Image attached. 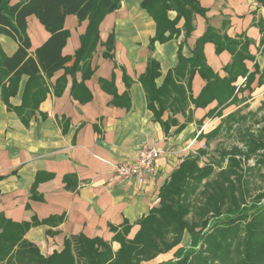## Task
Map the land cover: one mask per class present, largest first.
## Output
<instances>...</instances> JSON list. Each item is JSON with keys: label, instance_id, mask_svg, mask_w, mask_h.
<instances>
[{"label": "crops", "instance_id": "obj_1", "mask_svg": "<svg viewBox=\"0 0 264 264\" xmlns=\"http://www.w3.org/2000/svg\"><path fill=\"white\" fill-rule=\"evenodd\" d=\"M141 1L120 0L119 8L104 16L90 58L93 72L73 91L72 80L81 81L80 70L73 76L63 68L49 77L41 73V80H28L27 75H21L9 83L11 75L3 77L0 66V215L6 219V232L0 228V235H5L7 240L6 245L0 246V254L8 250L9 242L14 239L17 241L11 252L16 251L20 247V235L45 257L60 252L65 237L79 234L90 239L101 238L116 252L120 244L115 237L123 234L126 227V238L134 237L139 229L138 221L158 205L161 185L187 154L195 153L200 146L199 135L216 119L215 112L219 109L215 110L216 100L204 108H195L189 101L185 109L181 106L174 115L165 110L161 119L172 117L177 124L171 126L169 133L163 132L147 105L148 86L145 89L139 77L145 72L148 60L154 59L159 65L155 85L161 86L166 73L178 63L184 20L181 18L176 24L180 29L178 36L155 42L150 49L156 26L141 8ZM198 1L207 12L205 17L194 16V29L183 46L184 56L190 55L207 25L219 29L223 20L229 23L225 30L228 36L245 35L253 41L249 46L253 59L245 60V65L249 73L255 66L258 70L248 86L244 76L237 78L234 83L237 103L222 109L224 117L242 105L247 106L250 100L247 94L256 97L264 88V41L260 43L259 28L264 20V5L256 0ZM168 16L173 19L176 12L169 11ZM86 26L87 20L79 21L73 14L65 17L64 28L69 36L61 53L71 57L65 64L68 68ZM26 34L32 56L50 37L33 15L26 19ZM110 34L114 37L112 57H104ZM17 47L15 40L0 34L1 55L11 56ZM203 54L215 73L226 76L223 67L231 61L227 51L216 54L214 45L206 42ZM63 77V89L55 94L57 80ZM175 81L185 85L184 78ZM204 85L205 81L195 74L190 84L191 96L197 97ZM87 93L89 99L85 98ZM181 124L182 130L174 133ZM144 144H156L163 151L157 173L140 178L118 176L115 165L132 162ZM65 175L71 176L68 185L74 190L65 188ZM189 244L190 236L185 231L178 247ZM177 248L140 264L173 260ZM6 258L0 264H5Z\"/></svg>", "mask_w": 264, "mask_h": 264}, {"label": "trees", "instance_id": "obj_2", "mask_svg": "<svg viewBox=\"0 0 264 264\" xmlns=\"http://www.w3.org/2000/svg\"><path fill=\"white\" fill-rule=\"evenodd\" d=\"M10 1L0 0V34L11 37L18 47L11 56L0 54L2 76L10 74L9 83H14L21 75H27L28 80H41V73L49 77L63 68L73 76L80 70L81 81L76 82L73 78L72 91L93 72L90 58L99 40L100 22L106 14L120 6V0ZM256 1L264 5V0ZM140 6L156 26L155 35L149 43L150 49L155 42H164L178 36L180 29L176 24L179 19L184 20V39L179 44L176 67L168 71L161 86L156 87L159 65L156 60L149 59L145 72L139 77L144 88L148 86L147 105L163 132L169 133L171 126L177 124L172 117L161 119L165 110L169 109L174 115L181 106L185 109L189 101L195 108H204L216 100L215 110L219 109L215 116H221L222 109L236 101L237 87L234 83L237 78L244 76L248 86L258 70L255 66L249 73L245 65V60L253 59L249 53V46L253 41L245 35L228 36L225 30L229 23L223 20L219 29L207 25L204 33L196 39L190 55L186 57L182 50L186 38L194 29V16L198 14L205 17L207 8L202 7L198 0H142ZM169 11L176 12L173 19L168 16ZM69 14L75 15L79 21L87 20V26L80 35V46L68 68L65 64L71 57L62 55L61 50L69 36V31L64 28L65 17ZM30 15L35 16L50 34L35 49L34 56L28 51L30 43L26 34V19ZM259 28L262 43L264 20L259 23ZM206 42L214 45L216 54L222 51L230 54L231 61L223 67L226 76L220 77L206 64L203 54ZM113 45L114 37L110 34L105 42L104 57H112L110 53ZM195 74L205 81V85L198 96L193 98L190 84ZM175 78L179 81L184 78L185 85L177 83ZM64 81V77L57 80L55 94L62 91ZM43 90H46L45 86ZM85 96L90 98L89 93ZM261 110L264 109L260 107L240 116L237 113L239 117L231 125L226 121L234 119L236 113L224 116L222 119L227 124V129L236 134L242 147L235 144L230 149H219L220 161L226 160V164L215 174L211 166L200 165L204 149L199 148L195 153L187 154L159 188L158 205L138 221L139 229L134 237L126 238L127 227L123 234L115 237L120 244L116 252H112L110 243L101 238L90 239L79 234L65 237L62 250L45 257L36 247L22 240L20 235V247L11 252L13 243L17 240L10 241V251L0 254V262L6 256L5 264H14V261L17 264H140L177 248L186 231L191 239L190 247H178L174 252L175 260L158 264H264V192L251 198L248 187L250 181L246 177V174L256 169L258 176L264 179V114L258 117ZM212 112L209 113L210 116L213 115ZM252 117H255L254 122L245 128L246 122ZM183 127V124L178 125L173 132L178 133ZM217 129L218 126L211 133L215 134ZM204 136L205 133H202L201 137ZM250 158L255 159L254 165L244 166ZM70 177H63L65 188L74 190L68 185ZM4 222L6 219L0 215V228L6 232ZM25 226H29L28 223ZM6 241L5 235H0L1 247L6 245Z\"/></svg>", "mask_w": 264, "mask_h": 264}, {"label": "rangeland", "instance_id": "obj_3", "mask_svg": "<svg viewBox=\"0 0 264 264\" xmlns=\"http://www.w3.org/2000/svg\"><path fill=\"white\" fill-rule=\"evenodd\" d=\"M261 77H260V81H261ZM249 95L250 94H247V98L250 99L249 104L247 106L242 105L238 109L232 112L236 114L234 119L230 121H226L229 125L233 124L241 114H245L248 111H255L260 107L264 109V107L262 106L264 105V88L261 92H259L258 95H256V97H252ZM236 103L237 100L232 104H236ZM237 113H239L238 114L239 116L237 115ZM262 114H264V110H261L258 117H260V115ZM222 118L223 116L217 115L213 123L208 128H205L207 129L205 130L206 136L201 137V135H199V140H200L199 148L205 150L204 154H202L200 158V165L207 164L211 166L214 170V174L218 172L221 168H223L226 164V160L220 161L219 149L221 148L230 149L235 144L242 147V143L238 141V137L236 136V134L232 130L227 129V124L223 122ZM254 119L255 117L254 118L252 117L250 120L248 119L244 127L245 128L249 127L254 122ZM217 126H218L217 132L215 134L211 133V131L214 130ZM254 161H255L254 158H250L248 162L244 164V166H248V165L253 166ZM257 173L259 172H256V169H254L252 173L246 174V177L249 179L248 181H250V185L248 187L251 198L260 192H264V179L260 178ZM214 221L215 220L213 219L212 222ZM190 244H191V239H190ZM190 244L185 248L183 247V249H188L190 247Z\"/></svg>", "mask_w": 264, "mask_h": 264}, {"label": "built area", "instance_id": "obj_4", "mask_svg": "<svg viewBox=\"0 0 264 264\" xmlns=\"http://www.w3.org/2000/svg\"><path fill=\"white\" fill-rule=\"evenodd\" d=\"M162 153L163 151L156 144H144L132 162L118 163L114 171L123 178L153 176L159 170L158 160Z\"/></svg>", "mask_w": 264, "mask_h": 264}]
</instances>
